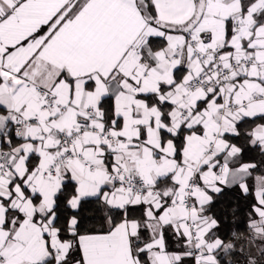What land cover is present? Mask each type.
Returning a JSON list of instances; mask_svg holds the SVG:
<instances>
[{"label": "snow or ice", "instance_id": "obj_1", "mask_svg": "<svg viewBox=\"0 0 264 264\" xmlns=\"http://www.w3.org/2000/svg\"><path fill=\"white\" fill-rule=\"evenodd\" d=\"M0 264H264V0H0Z\"/></svg>", "mask_w": 264, "mask_h": 264}, {"label": "trees", "instance_id": "obj_2", "mask_svg": "<svg viewBox=\"0 0 264 264\" xmlns=\"http://www.w3.org/2000/svg\"><path fill=\"white\" fill-rule=\"evenodd\" d=\"M241 209H243V204H241ZM243 215H240L236 218L235 220V225L238 226V227H242L243 226Z\"/></svg>", "mask_w": 264, "mask_h": 264}]
</instances>
